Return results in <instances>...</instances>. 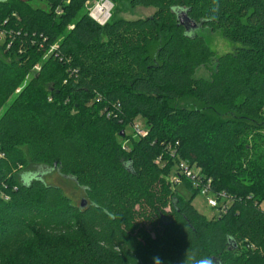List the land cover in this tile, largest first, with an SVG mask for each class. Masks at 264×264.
I'll return each mask as SVG.
<instances>
[{"label": "trees", "instance_id": "obj_1", "mask_svg": "<svg viewBox=\"0 0 264 264\" xmlns=\"http://www.w3.org/2000/svg\"><path fill=\"white\" fill-rule=\"evenodd\" d=\"M87 1L0 0V249L27 242L14 264H264V0H128L155 12L105 24ZM183 162L215 216L178 193Z\"/></svg>", "mask_w": 264, "mask_h": 264}, {"label": "rangeland", "instance_id": "obj_2", "mask_svg": "<svg viewBox=\"0 0 264 264\" xmlns=\"http://www.w3.org/2000/svg\"><path fill=\"white\" fill-rule=\"evenodd\" d=\"M101 0H89L86 2L84 6V10L86 9L88 12H91L93 7L98 4ZM110 1V0H109ZM32 5L34 6H41L42 8H46V2H33ZM155 12V9L152 7H136L133 8L130 6L128 0H121L120 3L113 7V4L111 6L110 13L116 17V18H125V19H137V18H144L152 15ZM196 28H190L188 29V32H194ZM3 34L2 30L0 29V36ZM207 41L211 47V49L217 53L224 54L226 52H229L232 50V45L229 43L226 39L222 37L220 33H205ZM198 76L208 77L209 72L205 68H201L197 72ZM21 88L17 89L16 93L20 92ZM10 102H7L5 106L3 107V110L6 109ZM182 105H187L186 101L181 102ZM139 125L146 129V125L143 121H140ZM127 134H130L134 137H136V133L134 131V128L132 126H128L126 128ZM125 146H129V142L124 143ZM50 182L61 184L63 188L65 189L66 193L69 195L78 194L74 187L70 184H67L58 178H50ZM176 189L178 193L184 197L187 200H191L192 204L197 208V210L206 215L208 218H211L218 214L217 210L214 208H211L208 205V199L214 198V195L207 194L202 195L201 193L194 195L192 194L191 190L184 184V182H180ZM79 199H77L78 201ZM221 202V201H220ZM262 207H264V203L262 204ZM27 242L23 240V238H20L18 240L11 241L6 246L2 247L0 249V264H14V262L17 259H23L24 254H26V247Z\"/></svg>", "mask_w": 264, "mask_h": 264}, {"label": "built area", "instance_id": "obj_3", "mask_svg": "<svg viewBox=\"0 0 264 264\" xmlns=\"http://www.w3.org/2000/svg\"><path fill=\"white\" fill-rule=\"evenodd\" d=\"M112 3L109 0H101L98 4H96L93 9L90 12V16L99 22L100 24H105L108 19L111 16L110 10H111ZM137 135H144L146 132L142 130L140 127L136 126L135 128ZM179 177H173L171 179L172 182L180 183L181 182V176L190 180H193L196 182V171L194 168H192L190 165H187L186 163H180L179 164ZM200 192L202 195H207L208 193H211L210 189V180L206 181L205 184L199 186ZM220 200L216 199L215 197L208 199V205L217 208L220 205Z\"/></svg>", "mask_w": 264, "mask_h": 264}, {"label": "clouds", "instance_id": "obj_4", "mask_svg": "<svg viewBox=\"0 0 264 264\" xmlns=\"http://www.w3.org/2000/svg\"><path fill=\"white\" fill-rule=\"evenodd\" d=\"M159 262L160 264V258L159 257H153V264H157ZM209 264H211V261H209Z\"/></svg>", "mask_w": 264, "mask_h": 264}, {"label": "water", "instance_id": "obj_5", "mask_svg": "<svg viewBox=\"0 0 264 264\" xmlns=\"http://www.w3.org/2000/svg\"><path fill=\"white\" fill-rule=\"evenodd\" d=\"M180 20H181V23L184 22V18H181ZM84 205H85V203H82V206H84Z\"/></svg>", "mask_w": 264, "mask_h": 264}]
</instances>
